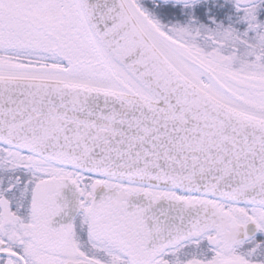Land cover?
Listing matches in <instances>:
<instances>
[{
	"label": "snow or ice",
	"instance_id": "obj_1",
	"mask_svg": "<svg viewBox=\"0 0 264 264\" xmlns=\"http://www.w3.org/2000/svg\"><path fill=\"white\" fill-rule=\"evenodd\" d=\"M0 264H264V0H0Z\"/></svg>",
	"mask_w": 264,
	"mask_h": 264
}]
</instances>
